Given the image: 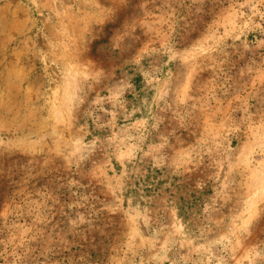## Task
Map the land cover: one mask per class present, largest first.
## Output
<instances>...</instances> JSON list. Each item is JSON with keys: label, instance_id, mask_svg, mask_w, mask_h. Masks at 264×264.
Returning <instances> with one entry per match:
<instances>
[{"label": "rangeland", "instance_id": "374dc122", "mask_svg": "<svg viewBox=\"0 0 264 264\" xmlns=\"http://www.w3.org/2000/svg\"><path fill=\"white\" fill-rule=\"evenodd\" d=\"M0 264H264V0H0Z\"/></svg>", "mask_w": 264, "mask_h": 264}]
</instances>
